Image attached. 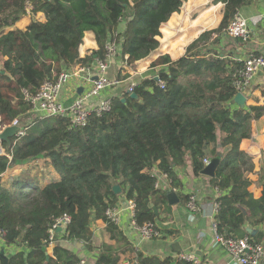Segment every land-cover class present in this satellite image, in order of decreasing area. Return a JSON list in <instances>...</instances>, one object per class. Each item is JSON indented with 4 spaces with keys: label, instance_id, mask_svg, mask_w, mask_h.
<instances>
[{
    "label": "trees",
    "instance_id": "obj_1",
    "mask_svg": "<svg viewBox=\"0 0 264 264\" xmlns=\"http://www.w3.org/2000/svg\"><path fill=\"white\" fill-rule=\"evenodd\" d=\"M185 1L0 0L1 123L19 119L24 126L21 117L31 111L25 90L35 94L43 82L56 81L71 67H91L96 60H105L112 41L121 44L124 67L147 58L161 45L163 24L181 11ZM220 2L224 3L220 25L204 31L180 58L164 54L155 60L151 67H166L157 74L159 79L145 78L136 85L137 98L129 93L123 95L125 101L113 97L111 108L91 115L84 126H74L69 116H36L24 126L25 135L13 140L7 154H0V231L7 244L24 247L10 264L78 262L79 256L60 245L54 247L55 257L47 260L49 230L64 215L71 217L65 237L85 243L90 251L94 219L105 220L111 237L125 241L105 214L121 193L135 200L138 224L156 223L155 208L160 209V203L170 206L167 190L156 187L154 169L167 174L173 189H182L179 170L189 161L193 174L201 175L210 144L213 155L222 150L224 155L211 178L221 191L219 232L260 242L262 233L253 239L244 227L264 223V184L262 196L255 198L249 177L255 164L241 142L251 138L252 121L264 115V106L235 101L244 62L207 48L210 41H219L212 40L213 35L253 0H214ZM27 14L30 24L18 28ZM88 31L95 34L99 49L82 58L80 46ZM1 144L7 146L3 140ZM116 183L119 193L113 189ZM180 194L187 203L189 195ZM100 249L95 264H116L122 253L138 264L173 261L145 256L127 241L122 251L106 244Z\"/></svg>",
    "mask_w": 264,
    "mask_h": 264
},
{
    "label": "crops",
    "instance_id": "obj_2",
    "mask_svg": "<svg viewBox=\"0 0 264 264\" xmlns=\"http://www.w3.org/2000/svg\"><path fill=\"white\" fill-rule=\"evenodd\" d=\"M223 12L224 3L221 2L186 0L181 11L175 12L170 20L163 24L161 28L162 35L159 37L161 45L147 58L137 61L134 65L124 67L122 48L121 46L118 48L117 55L109 61L105 76L116 78L119 83L104 90L100 97L113 98L118 96L122 98L125 93H128V86L131 83L137 84L145 78H155L159 71L166 67L164 65L151 67L155 60L164 54H169L172 59H178L185 55L187 47L204 31L215 29L220 25ZM239 13L248 19L250 35L245 39H235L229 35H221L219 41L207 43V48L226 54L232 59L243 61L250 54H264V0H253L252 3L243 6ZM31 19V15L27 14L16 26L26 29ZM121 28H124V24L121 25ZM98 49L99 45L95 34L92 31L86 32L84 42L80 46V56L82 58L87 57ZM97 61L91 67L77 65L67 70L70 73V78L62 90V101L66 106H70L82 93L92 89L94 80L97 77ZM81 68H85V70L80 71ZM125 74H128V77L121 79V76ZM244 93L247 98L245 105L264 106V69H260L254 74ZM35 118V113L29 111L21 117V123L24 126L28 125ZM217 147L221 148L220 141ZM213 149L214 144L207 147L209 162L214 157H220L221 161L224 157L223 150L213 155ZM241 149L253 157L255 169L249 175L252 180L250 191L255 198H260L264 184V115L252 121V136L242 140ZM226 150H228V147L225 148ZM155 171L160 176L161 188L167 190V193L174 190L179 201L173 205L168 201L170 208L163 203H160V209L156 208L157 214H159L156 224L163 232V236L154 239L143 238L131 226L129 210L123 208V221L118 228L123 232L124 240L145 256L161 259L171 257L173 261L169 264H175L176 261L180 260L178 256L185 252H194L199 256L202 264H239L237 260L229 255L225 247L215 240L212 223L216 216V202L221 195V191L212 184V177L204 174L194 175L188 161L186 167L179 170L184 186L182 189L177 190L170 186L168 180L160 174L158 169H155ZM115 185L119 184L116 183ZM181 192L187 196L194 193L197 196L200 210L192 212L181 197ZM127 200L126 194L121 193L117 203L125 205ZM90 227L93 231V250L90 251L85 243L76 244V241L66 238V228H62V230H56L55 241L47 246V260L50 257H55L54 247L56 245L74 252L80 258L87 259L90 264H95L101 251L100 246L103 244L118 248L121 251L125 247V241L111 237L108 223L105 220L94 219ZM244 228L253 239L262 233L263 236L260 238V242L264 244V223L259 225L248 223ZM23 248L22 244L9 245L4 238L0 237V261L3 255L9 259L10 263L11 257ZM121 256L122 259L128 258V253H122Z\"/></svg>",
    "mask_w": 264,
    "mask_h": 264
},
{
    "label": "built area",
    "instance_id": "obj_3",
    "mask_svg": "<svg viewBox=\"0 0 264 264\" xmlns=\"http://www.w3.org/2000/svg\"><path fill=\"white\" fill-rule=\"evenodd\" d=\"M221 35H229L235 39H245L250 35V28L248 19L242 16L240 13H237L230 25L225 28L221 33L214 34L212 40L220 37ZM121 46L120 43L116 41L110 42L106 49L107 55L106 59L103 61H97V77L94 80V84L91 90L88 92L82 93L77 97L70 106H66L62 101V90L64 85L67 83L70 78L69 71L65 70L59 76L56 81H45L42 83L38 92L31 94L28 91H24L25 99L31 104V111L35 113L37 118L43 119L48 117H57V116H69L71 122L74 126H84L87 124L89 117L93 114L100 115L102 112L109 110L111 108V99L110 97H100L101 93L104 90H107L110 87L116 86L119 83V80L116 78H108L105 76V72L108 68L109 61L117 55L118 48ZM244 67L240 71L241 79L237 81L236 88L238 93L246 90L254 74L260 70L264 69V54H250L246 59L243 60ZM85 68H81L80 71H84ZM156 79H159V76H156ZM138 84V83H137ZM136 83H131L128 86V93L135 92ZM159 84L164 87L165 83L163 80L159 81ZM245 94V93H244ZM20 125L21 129L16 133L14 141L23 137L26 133L27 127H24L20 124L19 119L13 120L8 125H3L1 123L0 117V133L7 126ZM1 140V139H0ZM6 146L0 145V154H7ZM206 165L209 163V160H205ZM154 174L157 176L158 181L156 182V187L161 188L162 183L160 181L159 174L154 169ZM164 176L169 184L170 180L167 174L160 172ZM188 208L192 212H197L200 210L197 202V196L194 193L189 194V200L187 202ZM126 208L129 210L130 224L138 233L145 239H154L163 236V232L157 226L155 222H145L144 224H138L135 219L136 212V202L133 199H128L125 202V205H120L116 203L113 206H110L105 214L108 220L120 226L122 223V210ZM217 212L219 210V203L216 202ZM216 212V214H217ZM71 217L69 215H64L61 217L57 223L50 228V236L48 239V244H52L56 238V230L60 226L66 228L70 223ZM212 228L215 233V240L220 243L228 251L229 255L238 261L239 264H264V244L261 242H253L249 236L245 237H227L224 234L220 233L218 230V222L216 216L212 223ZM5 232L0 231V237L4 238ZM180 260H186L190 264H202L201 259L194 252H185L178 256ZM75 264H90L89 261L85 258H81ZM116 264H138L136 260L131 258L121 259Z\"/></svg>",
    "mask_w": 264,
    "mask_h": 264
},
{
    "label": "water",
    "instance_id": "obj_4",
    "mask_svg": "<svg viewBox=\"0 0 264 264\" xmlns=\"http://www.w3.org/2000/svg\"><path fill=\"white\" fill-rule=\"evenodd\" d=\"M132 98H137L138 94L136 92H132L129 94ZM246 95L242 92L237 93L235 97V101L241 105L244 106L246 102ZM122 101H125V98H122ZM21 129L20 125H12L7 126L4 128V130L0 133V139L5 141L7 143L6 150L9 149L10 146L13 144V140L16 136V133ZM220 163V157H214L210 160V162L205 166V168L202 171V174L214 177L216 174V169ZM114 191L116 193L121 192V186L120 185H114ZM168 201L171 205L177 203L179 201V198L177 196V193L174 190H170L167 194ZM155 211L157 213V209L155 208ZM57 230H62V227H58ZM76 244H81L80 242L76 241ZM1 264H10L9 259L5 256H1Z\"/></svg>",
    "mask_w": 264,
    "mask_h": 264
},
{
    "label": "rangeland",
    "instance_id": "obj_5",
    "mask_svg": "<svg viewBox=\"0 0 264 264\" xmlns=\"http://www.w3.org/2000/svg\"><path fill=\"white\" fill-rule=\"evenodd\" d=\"M19 23V22H18ZM23 25V24H22ZM20 26H21V22H20Z\"/></svg>",
    "mask_w": 264,
    "mask_h": 264
}]
</instances>
